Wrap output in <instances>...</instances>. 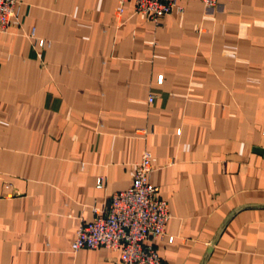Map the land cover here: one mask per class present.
Returning <instances> with one entry per match:
<instances>
[{
	"label": "crops",
	"instance_id": "0c3cea01",
	"mask_svg": "<svg viewBox=\"0 0 264 264\" xmlns=\"http://www.w3.org/2000/svg\"><path fill=\"white\" fill-rule=\"evenodd\" d=\"M17 9L0 33V264H123L72 244L145 152L164 264H264V0H177L161 25L134 0Z\"/></svg>",
	"mask_w": 264,
	"mask_h": 264
},
{
	"label": "built area",
	"instance_id": "2783aa9c",
	"mask_svg": "<svg viewBox=\"0 0 264 264\" xmlns=\"http://www.w3.org/2000/svg\"><path fill=\"white\" fill-rule=\"evenodd\" d=\"M130 0H119L124 5ZM136 12L157 25L177 7V0H134ZM205 8L217 7L221 0H197ZM18 0H0V33H8L18 17ZM122 13V11H121ZM43 47L45 40L38 41ZM163 82V76L159 83ZM264 134V127H263ZM153 155L145 152L137 165L131 187L112 195L105 211L96 213L90 223L82 224L72 244V251L101 248L116 251L123 264H164L153 241L163 239L170 219L167 201L161 198L160 188L150 182ZM104 180L98 181V188ZM170 237L169 242H173Z\"/></svg>",
	"mask_w": 264,
	"mask_h": 264
}]
</instances>
